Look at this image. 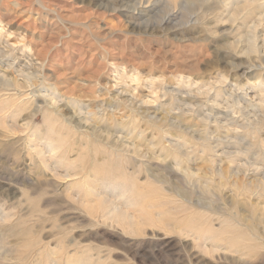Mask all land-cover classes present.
<instances>
[{"label": "rangeland", "instance_id": "obj_1", "mask_svg": "<svg viewBox=\"0 0 264 264\" xmlns=\"http://www.w3.org/2000/svg\"><path fill=\"white\" fill-rule=\"evenodd\" d=\"M251 2L0 0V264H264Z\"/></svg>", "mask_w": 264, "mask_h": 264}, {"label": "bare ground", "instance_id": "obj_2", "mask_svg": "<svg viewBox=\"0 0 264 264\" xmlns=\"http://www.w3.org/2000/svg\"><path fill=\"white\" fill-rule=\"evenodd\" d=\"M226 1V0H225ZM239 1V0H238ZM241 1H243V0H241ZM250 1H252L253 3H255L256 4V2L258 1V0H245V3H248V2H250ZM251 2V3H252ZM236 4V3H235ZM239 13V12H238ZM263 16H264V14H262ZM264 19V18H263ZM260 21V20H259ZM258 23V22H257ZM261 23V22H260ZM255 28L257 29V27L255 26ZM40 154V153H39Z\"/></svg>", "mask_w": 264, "mask_h": 264}]
</instances>
